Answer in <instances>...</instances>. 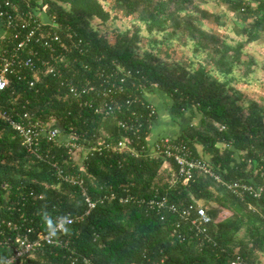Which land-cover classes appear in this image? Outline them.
<instances>
[{"label":"trees","instance_id":"16d2710c","mask_svg":"<svg viewBox=\"0 0 264 264\" xmlns=\"http://www.w3.org/2000/svg\"><path fill=\"white\" fill-rule=\"evenodd\" d=\"M18 3L21 7L29 3L36 10L44 7L62 35L76 32L81 51L74 48L67 61L80 72L123 66L129 71L127 92L141 96L157 88L170 95L171 114L180 116L190 110L191 116L197 115L199 120L182 125L176 136L185 139L222 178L218 181L197 171L187 182L174 181L176 163L170 159L167 164L163 156L150 153L147 136L151 126L145 116L139 137H133L132 152L104 150L83 157L91 195L105 198L97 200L82 220L65 227L61 237L66 244L44 246L18 264H261L264 102L247 96L240 85L258 81L255 72L260 62L248 47L264 37V0ZM210 5L219 9H210ZM119 13L128 16V21ZM209 17L219 26H225L229 18L232 33L208 25ZM178 46L186 50V57L177 56ZM64 70L69 71V66ZM62 92L59 79L52 74H42L32 87L11 74L0 100L7 106L25 102L41 119L55 118L65 130L84 133L89 142L93 133L106 140L125 136L114 117L93 113L71 97L63 99ZM124 106L129 109L120 111L119 117H128L130 110L145 114L140 101ZM39 142V152L27 150L17 130L0 119V221H23L46 231L45 212L54 225L59 214H74L86 205L79 187L55 171L57 164L78 171L79 163L68 158L65 148L50 146L43 136ZM231 180L247 182L254 189L261 184L262 189L258 195L247 190L239 197L227 186ZM111 192L115 195L110 196ZM127 194L136 198L121 200ZM163 196L179 208L203 201L213 217L209 225L213 241L199 244L201 237L187 232L189 223L184 219L185 224L181 223L177 211L146 203ZM177 222L185 235L182 240L173 232ZM3 230L8 233L2 223L0 261L12 251L3 242Z\"/></svg>","mask_w":264,"mask_h":264},{"label":"built area","instance_id":"2783aa9c","mask_svg":"<svg viewBox=\"0 0 264 264\" xmlns=\"http://www.w3.org/2000/svg\"><path fill=\"white\" fill-rule=\"evenodd\" d=\"M45 13L48 17L43 18ZM0 17L4 26L3 32L0 33V91L9 85L11 74H15L18 79L24 80L31 87L35 86L42 74H52L59 79V84L63 87V92L60 93L63 99L71 97L79 106L92 109L93 113L114 117L125 134L118 139L106 140L93 133V141L89 142L84 133L78 134L75 130H65L55 118L41 119L34 110L25 106V102L21 106L16 104L7 106L0 100V119L17 130L27 150L39 152V141L43 136L50 146L65 148L68 158L79 163L78 171L66 170L58 164L55 165V171L61 179L79 187L86 205L83 211L74 214L69 212L59 214L53 225L56 230L55 236L50 235L49 230L39 231L32 225H25L23 221L2 218L0 226L3 223L8 229V233L4 230L2 232L3 242L12 251L0 261V264H18L44 246H64L66 241L61 237L63 229L73 222L82 220L97 200L101 201L105 198V195H98L96 198L91 195L83 174V157L92 152H103L104 150L121 153L128 149L132 152L133 137H139L145 116L151 126L157 110L153 103L145 100V91L141 93L144 102L141 96L127 92L125 76L129 74V71L123 66H117L120 68L119 71L115 67L104 66L85 73L80 72L76 66L69 65L67 54L74 48L81 51L79 47L81 39L77 38L76 32L68 31L62 35L54 22V16L50 17L44 7L36 10L32 9L29 3L21 7L18 0H0ZM46 24L49 26L47 27ZM76 60L77 56L73 55L72 61ZM68 66L69 71H65L64 69ZM84 67L88 66L85 64ZM137 101L144 105V115L130 110L128 117L124 115L119 117L120 111L125 108L129 109L124 104ZM150 153L163 156L167 164L170 159L176 163L174 181L187 182L197 171L207 173L216 180L222 181L221 176L209 166L207 160L196 155L190 144L179 136L167 133L158 135L151 145ZM226 183L239 197H242L247 190L258 195L262 189L261 184L254 189L244 181L231 180ZM109 195L114 196L115 193L111 192ZM131 197L136 198L132 194H127L124 197L121 196V200L126 201ZM146 203L173 212L177 211L182 218L181 223L184 220L189 223L187 232L194 231V235L201 237L199 244L213 241L209 226L213 217L207 211L205 204L196 202L179 208L176 203L169 202L166 196L150 198ZM61 217H67V219H60ZM179 223H176L173 232L182 240L185 235L179 230ZM84 260L90 261L87 257H84ZM232 264H239V262L235 261Z\"/></svg>","mask_w":264,"mask_h":264},{"label":"crops","instance_id":"0c3cea01","mask_svg":"<svg viewBox=\"0 0 264 264\" xmlns=\"http://www.w3.org/2000/svg\"><path fill=\"white\" fill-rule=\"evenodd\" d=\"M3 20L0 17V33L3 32ZM146 98L149 99L156 107L157 113L152 121L150 132L147 136L149 148L151 144L160 134L167 133L170 135H176L180 132L181 126L187 122H197L198 116H191L190 110H186L180 116H174L170 112L171 97L163 90L154 88L151 91L146 92ZM196 118V121L194 119ZM264 261V260H263ZM263 261L261 264H263Z\"/></svg>","mask_w":264,"mask_h":264},{"label":"rangeland","instance_id":"374dc122","mask_svg":"<svg viewBox=\"0 0 264 264\" xmlns=\"http://www.w3.org/2000/svg\"><path fill=\"white\" fill-rule=\"evenodd\" d=\"M213 5L212 6L210 5V9L211 8H215L216 10L219 9L217 6H213ZM119 17L123 21H126V22L128 21V18H129L124 13H119ZM43 18H46V14L43 15ZM205 22L208 25H211L213 28H215L217 31H219L221 33L222 32H225V31H228L230 34L232 33L230 31L231 20L229 18L227 19V24L225 26H219L215 22V20L213 19V17L207 18L205 20ZM106 25L107 26H110L109 24H106ZM111 37L112 36H108V38L110 40L112 39ZM248 49H249V52L252 53L253 55H255L256 58L260 62V65L256 68V72H255V75L258 77V81L257 82L254 81L250 85H247V84L244 83V84H241L240 86L244 90L245 94H248L247 96H250V97L251 96H254V97L262 100V102H264V37L262 39H260V40H257L255 43H253L251 45V47H248ZM185 51L186 50L184 48H181V47L178 46L177 49H176V54H177V56L186 57L185 56V53H184ZM197 120H199V117L197 118ZM194 121H196V118L194 119ZM197 202L204 205V203H202L203 201H201V200H199ZM263 260H264V255L262 256V261ZM263 264H264V261H263Z\"/></svg>","mask_w":264,"mask_h":264},{"label":"clouds","instance_id":"9594fccd","mask_svg":"<svg viewBox=\"0 0 264 264\" xmlns=\"http://www.w3.org/2000/svg\"><path fill=\"white\" fill-rule=\"evenodd\" d=\"M42 219L44 221V224H45L46 228L49 229V234L52 235V236H55L56 235V230H55V228L53 226V221H52L51 217L45 212L43 214ZM60 219L66 220L67 217H61ZM63 230L66 231V228H64Z\"/></svg>","mask_w":264,"mask_h":264},{"label":"water","instance_id":"95a60500","mask_svg":"<svg viewBox=\"0 0 264 264\" xmlns=\"http://www.w3.org/2000/svg\"><path fill=\"white\" fill-rule=\"evenodd\" d=\"M45 14H46V13H45ZM46 17H48L47 14H46Z\"/></svg>","mask_w":264,"mask_h":264}]
</instances>
